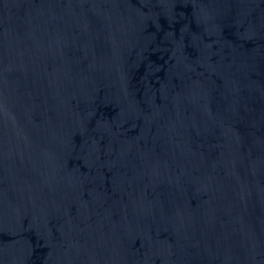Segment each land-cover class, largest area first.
<instances>
[{"label": "water", "instance_id": "obj_1", "mask_svg": "<svg viewBox=\"0 0 264 264\" xmlns=\"http://www.w3.org/2000/svg\"><path fill=\"white\" fill-rule=\"evenodd\" d=\"M0 264H264V0H0Z\"/></svg>", "mask_w": 264, "mask_h": 264}]
</instances>
